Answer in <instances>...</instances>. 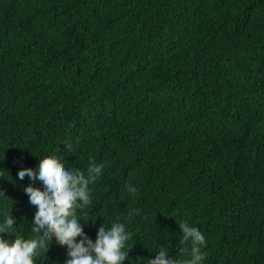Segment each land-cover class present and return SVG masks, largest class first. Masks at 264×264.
I'll return each instance as SVG.
<instances>
[{
    "label": "trees",
    "instance_id": "trees-1",
    "mask_svg": "<svg viewBox=\"0 0 264 264\" xmlns=\"http://www.w3.org/2000/svg\"><path fill=\"white\" fill-rule=\"evenodd\" d=\"M54 154L104 165L80 223L125 222L122 264L175 256L184 220L203 264H264V0H0V215L25 242L17 171ZM66 258L53 241L37 264Z\"/></svg>",
    "mask_w": 264,
    "mask_h": 264
},
{
    "label": "clouds",
    "instance_id": "clouds-1",
    "mask_svg": "<svg viewBox=\"0 0 264 264\" xmlns=\"http://www.w3.org/2000/svg\"><path fill=\"white\" fill-rule=\"evenodd\" d=\"M62 145L67 154L74 153L72 143ZM103 172L104 165L95 160H90L86 169L81 171L57 159L55 154L42 162L35 172L21 167L17 171V178L27 181L28 186L23 189V194L27 206L35 211L30 226L34 239L25 242L17 236L20 224H16L9 207L0 215V264H37L41 256L45 257L53 241L66 249L64 264H122L130 260L128 251L132 246H128V241L133 237L125 222L119 218L108 223L102 221L96 229L94 240L84 232L80 223L89 219L90 211L81 215L79 210L88 208L92 203L90 185ZM33 184L39 186L38 192L33 191ZM126 187L129 194L137 192V188L131 184ZM0 196H4L3 192H0ZM139 214L140 209L133 207L128 217L131 219ZM177 224L181 234L176 255L168 254V246L160 247L151 251L155 253L154 257L140 258L139 264H203L207 245L205 235L187 220ZM3 234L14 238H5Z\"/></svg>",
    "mask_w": 264,
    "mask_h": 264
}]
</instances>
